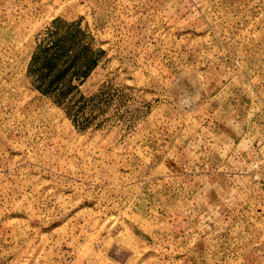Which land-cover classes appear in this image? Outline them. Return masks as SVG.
<instances>
[{"label": "rangeland", "instance_id": "obj_1", "mask_svg": "<svg viewBox=\"0 0 264 264\" xmlns=\"http://www.w3.org/2000/svg\"><path fill=\"white\" fill-rule=\"evenodd\" d=\"M0 264H264V0H0Z\"/></svg>", "mask_w": 264, "mask_h": 264}, {"label": "trees", "instance_id": "obj_2", "mask_svg": "<svg viewBox=\"0 0 264 264\" xmlns=\"http://www.w3.org/2000/svg\"><path fill=\"white\" fill-rule=\"evenodd\" d=\"M62 57H63V54H59V55L51 56V57L46 55L44 57L43 66L47 70H49L50 73L53 71L55 72L61 63L66 64V68H65L64 72H62V71L58 72V74L54 77V80H52V82L47 87H45V89H44L45 94H52L55 91L57 85L61 83L60 81L62 80L64 73L71 71L74 68V66L76 65L75 60L70 61V59H68L67 61L63 62ZM83 66H84L83 67L84 69L74 70V74H76L77 76L82 75L83 77L87 76L88 72L90 70V65L88 63H84ZM41 80H43V79H41ZM64 85L67 86V90H68L69 83H66ZM40 88H41V86H40Z\"/></svg>", "mask_w": 264, "mask_h": 264}]
</instances>
